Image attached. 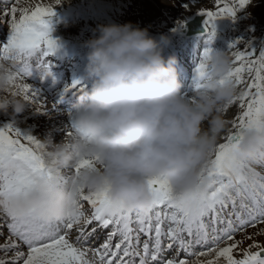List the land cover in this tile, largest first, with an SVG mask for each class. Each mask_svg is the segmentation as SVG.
Segmentation results:
<instances>
[{"label":"snow or ice","instance_id":"obj_1","mask_svg":"<svg viewBox=\"0 0 264 264\" xmlns=\"http://www.w3.org/2000/svg\"><path fill=\"white\" fill-rule=\"evenodd\" d=\"M20 2L15 0L10 10L5 9L4 14L11 17V35L0 44V69H8L0 78L6 80L10 97L39 104L35 110L47 112L39 89L29 81L34 71L41 79L52 74L48 57L57 48L50 26L54 6L29 3L17 7ZM60 3L55 0V5ZM248 3L249 0H215L216 10L197 12L206 17L208 46L191 69L186 98L203 88L209 77L216 20L235 17ZM182 24L183 21L178 22L177 27ZM242 44L236 41L230 45V50L236 51L231 52L226 79L236 94L222 109L230 130L202 170L201 180L207 178L208 190L198 195L193 204L178 206L168 182L153 178L148 181L153 200L143 211L114 206L107 189L93 193L80 189L79 204L62 220L45 219L36 209L18 216L5 207L0 210L7 218L0 222V238L4 240L0 244V264H264V244L245 235L252 241L245 248L243 240L236 239L247 228L264 225V172L250 169L239 158L244 130L264 129V50L257 52L250 44L240 50ZM219 82L223 84L225 79ZM73 88L84 90L80 81H74L64 92ZM232 108L235 113L226 118ZM75 129L73 121L65 126L64 136H71ZM254 163L257 168H264V160L259 157ZM94 166V160L83 159L74 171L78 174L82 168ZM35 177L47 178L53 184L66 179L49 166L41 139L21 134L11 125L0 128V198L26 193ZM104 229L111 230L103 243L91 245L90 241L99 239ZM141 235L147 238L142 241ZM255 235H264V228Z\"/></svg>","mask_w":264,"mask_h":264},{"label":"clouds","instance_id":"obj_2","mask_svg":"<svg viewBox=\"0 0 264 264\" xmlns=\"http://www.w3.org/2000/svg\"><path fill=\"white\" fill-rule=\"evenodd\" d=\"M169 43L166 35L157 40L148 28L131 22L93 29L84 42L88 52L82 77L91 87H85L72 106L76 129L59 142L51 135L42 139L46 161L66 179L53 184L35 177L26 193L0 198V210L7 207L19 216L36 209L45 219L62 220L79 204L80 189H107L114 206L143 211L153 200L148 185L153 178L168 182L178 206H189L206 192L202 170L221 134L230 130L222 109L236 94L226 79L231 57L213 50L205 86L186 98L176 56L163 55ZM7 70L0 69V76ZM6 91V80L0 78L3 109L22 113L26 102L5 96ZM257 157L264 160V129H245L239 158L250 169L264 172L254 163ZM83 159L94 160L95 166L77 174L74 169Z\"/></svg>","mask_w":264,"mask_h":264},{"label":"rangeland","instance_id":"obj_3","mask_svg":"<svg viewBox=\"0 0 264 264\" xmlns=\"http://www.w3.org/2000/svg\"><path fill=\"white\" fill-rule=\"evenodd\" d=\"M29 3L32 6H35L36 3L51 4L54 6L55 15L50 20V26L52 28L51 37L56 40L57 48L54 53L50 54L54 55V60L49 58L50 55L48 60L50 62L56 61V64L51 66V71L54 72L55 75L53 80H50L49 76H46V81H41L39 80L40 75L34 71L35 73L32 74L29 81L32 82L33 85H37V89H45L47 91L53 90V93L61 88L60 86L63 83H68L63 81V77L65 72H70L69 70H64V68H62L63 70L57 68V66L61 65V61L59 60H62L61 57L58 56L60 53H58L57 50L66 46L65 50L69 47V49H74L75 52H79L80 54L81 51L76 50L84 46V42L93 36V29L98 25L112 23L124 24L131 22L141 28H148L150 35L157 40H159L161 34H164L169 38L170 43L165 47L163 55L165 58L173 54L178 57L177 54L182 51L178 46L183 45L181 47L183 48L189 43V40L183 36L182 26L193 19L201 9L216 10L215 0H195V2L194 0H70V2H61L56 5L55 0H27V4ZM1 4H4V2H1ZM13 4L14 0L10 2V8ZM184 4H187L188 7L185 8L183 6ZM20 5H22L21 7L26 6L25 0H21ZM262 7H264V0H249V3L244 8L240 9L235 17H222L217 19L216 35L211 43L212 49L227 52L231 57V52L236 51V49L230 50V45L236 41H242L244 44H250L251 48L255 49L257 52L264 50V29L258 27L259 25H257L255 21L256 13ZM17 18H19V13H17ZM10 20L11 17L8 15L6 21L0 20V23L1 25L7 26V24H9L10 26ZM180 21H183V24L177 27ZM7 32L11 35V29H8ZM200 37L201 38L196 40V42L198 41L197 44H189L191 48L190 50L188 49L187 52L190 59L187 61L184 60L185 63H181V67H183L184 71H187L189 65L192 69L195 64L194 62H197L199 59V53L204 47L208 46L205 43L206 34ZM244 44L240 46V50L244 48ZM69 49H67V51ZM180 60L182 62V59ZM57 61H59V63ZM61 72L63 76H61ZM35 78H38V81H35ZM58 80L62 82L60 86H57ZM56 86L58 88H56ZM62 87H66V85ZM73 97H75V95L70 96V98ZM35 107H39V104L29 108V103H26L23 114L19 115L14 114L11 107L6 110L0 109V128L11 125L19 130L21 134L32 135L42 140L48 135L41 132L38 127L33 125L37 132L34 129L30 131V128L26 130L27 120L34 113L33 110ZM8 111L11 114H9ZM235 111V108L230 109L226 118H231ZM56 112L52 111L50 113L51 116L53 117ZM71 114H73V112ZM68 115L70 116V114ZM67 118L68 116H66V118L64 117L63 121H66ZM71 118L74 120V116H71ZM58 123L56 127L62 124L61 122ZM21 124H25L24 127H22ZM47 127L50 130V134L54 132L53 128L55 125L48 124ZM226 133L227 132L221 134L220 142ZM61 140L62 138L60 141ZM85 208H88L87 204H85ZM262 228H264L262 224H257L255 228L249 227L246 229L245 233H238L236 239L243 240L242 247L245 248L249 243H252V241L244 238L245 235H252L253 240L264 244V235H255V233ZM3 232H5L4 229ZM141 240L143 241L144 238ZM201 259L206 258L201 257Z\"/></svg>","mask_w":264,"mask_h":264},{"label":"bare ground","instance_id":"obj_4","mask_svg":"<svg viewBox=\"0 0 264 264\" xmlns=\"http://www.w3.org/2000/svg\"><path fill=\"white\" fill-rule=\"evenodd\" d=\"M11 1L12 0H9L8 3L1 4V2H3V0H0V20H3V21L5 20L6 21L8 15L4 14L5 13V9H9L10 8V2ZM14 4H15V0H14ZM16 6L17 7H21L22 5L17 4ZM67 28H69V27H67ZM8 29H10L9 24H7V26H0V44L5 43L8 40L9 35H10L7 32ZM199 38H201V37H196V38L190 39L188 45L183 47V48H181L183 45L178 46L179 49H182V51H180L177 54L178 57L176 56V58H177V71H178L179 74L185 76L184 81H181L182 85H183L181 91H182L183 94L186 93V91L189 89V87L191 85V67L189 65L188 66L189 68L188 69L186 68L187 71L186 70L184 71L183 67H181V63H185L184 60L187 61L188 59H190L189 55H188V52H187L188 49L190 50V48H191L189 44H193V45H194V43L197 44L198 41L196 42V40L199 39ZM2 40L5 41V42H3ZM65 47H62L61 49L57 50L58 53H60V55H58V56H60L61 59H62V60H59V61H61V65L57 66V68H59L61 70H63L62 68H64V70H66V71L69 70L70 71V72H65L64 77H63V81L68 82V83L67 84L63 83L61 85L62 82H60L58 80L57 86L61 85L60 86L61 88H59L61 90L58 89L54 93L52 92L53 90H51V91H47L45 89L39 90L40 97L43 100H45V102H46L47 112L36 111L35 108H37V107H35L34 110H33L34 113L28 118L27 124H26V130L30 128V131L34 129L37 132V130L34 128V126L38 127V129L41 132H43L44 134H46L48 136L51 135L54 138V140L57 141V142H59L60 139L64 137L63 130L65 129V126L70 125L74 121L71 118V116H74V114H71L73 112L71 110H72V106L77 102V98L79 96L78 94L81 93V91H78V88H73V89H70L68 92H64L65 87H62V86L66 85V87H67V86L72 85V83L74 81H80L81 85H83L84 88L85 87H88V88L91 87L90 82H87V81L82 79V77L84 75V69H85V66L87 64V52H88V49L85 48L84 46H81L80 49L76 50V51H78V50L81 51V53L79 54V52H75L74 49H69V47L67 48V49H69L67 51V49L65 50ZM70 47L74 48L73 46H70ZM194 56H196V55H194ZM49 58L51 60H54V55H50ZM180 59H182V62H181ZM59 61H57V62L59 63ZM55 62L56 61H52L51 62V66L55 65L56 64ZM51 73L52 74L49 76V78H50V80H53V77H54L55 73L52 72V71H51ZM37 74L39 75L38 72H37ZM61 76H63L62 72H61ZM46 79H47V77H46ZM60 80H61V78H60ZM35 81H38V78H35ZM57 86H56V88H58ZM34 87L38 88L37 85H34ZM72 90H74V91H72ZM72 92L75 93L77 95V97L75 99H71L70 102H66V101H68L69 93H72ZM4 95L5 96H9L8 93H4ZM41 103H44V101H41ZM64 103H65V105H64ZM52 104H56V107L52 108L51 107ZM60 106H63L64 109L60 110L59 109ZM31 107H33V105L29 104V108H31ZM52 111H54V112L60 111V112H56V113H54V115L52 114L53 115V117H52L51 114H50ZM23 112L20 113V114H23ZM8 113L11 114L9 111H8ZM68 114H70V116ZM17 115H19V114H17ZM66 116H68L67 120L63 121V118L64 117L66 118ZM23 121H25V120H23ZM58 122H61L62 124H60L59 127H56V124H59ZM48 124L55 125L54 128L52 127L54 132L51 133V134L49 133L50 130L47 127ZM24 125L25 124H23V125L21 124L22 127H24ZM6 219L7 218L4 217L3 214H0V222L1 221L2 222L5 221ZM110 230L111 229H104L103 232L100 233L99 239H95L94 238V240L96 241V243H95L96 246H98L99 244L103 243L107 232L110 231ZM5 231H6V234L4 233V235L6 236L7 235V230H5ZM0 243H4L3 238H0ZM0 255H3V253H0Z\"/></svg>","mask_w":264,"mask_h":264},{"label":"water","instance_id":"obj_5","mask_svg":"<svg viewBox=\"0 0 264 264\" xmlns=\"http://www.w3.org/2000/svg\"><path fill=\"white\" fill-rule=\"evenodd\" d=\"M206 17L196 15L192 20L183 25V33L187 38L198 36L205 33L204 21Z\"/></svg>","mask_w":264,"mask_h":264},{"label":"trees","instance_id":"obj_6","mask_svg":"<svg viewBox=\"0 0 264 264\" xmlns=\"http://www.w3.org/2000/svg\"><path fill=\"white\" fill-rule=\"evenodd\" d=\"M255 21L257 22V25H259L258 27L264 29V7L257 11Z\"/></svg>","mask_w":264,"mask_h":264}]
</instances>
